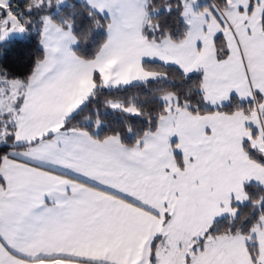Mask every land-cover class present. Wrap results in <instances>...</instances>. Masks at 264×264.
Segmentation results:
<instances>
[{"label":"snow or ice","instance_id":"6c2138e0","mask_svg":"<svg viewBox=\"0 0 264 264\" xmlns=\"http://www.w3.org/2000/svg\"><path fill=\"white\" fill-rule=\"evenodd\" d=\"M0 264H264V0H0Z\"/></svg>","mask_w":264,"mask_h":264}]
</instances>
